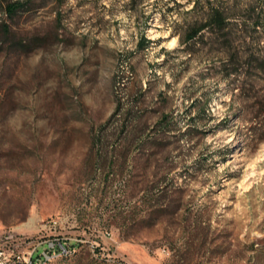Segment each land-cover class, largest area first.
<instances>
[{"label": "rangeland", "instance_id": "1", "mask_svg": "<svg viewBox=\"0 0 264 264\" xmlns=\"http://www.w3.org/2000/svg\"><path fill=\"white\" fill-rule=\"evenodd\" d=\"M223 1L249 24L193 43L205 0L0 5V231L74 248L48 264H264V0Z\"/></svg>", "mask_w": 264, "mask_h": 264}, {"label": "trees", "instance_id": "2", "mask_svg": "<svg viewBox=\"0 0 264 264\" xmlns=\"http://www.w3.org/2000/svg\"><path fill=\"white\" fill-rule=\"evenodd\" d=\"M30 0H0L1 10L9 18L15 17L19 12L26 9L27 4ZM136 4H147L148 0H131ZM194 1V8L198 5V0ZM206 8L202 16L195 18V20L189 24L184 31V40L187 43H193L196 41L198 35L202 34L204 29L209 30H226L229 25L234 26L238 30H243L244 27L249 24V20L253 16L249 15L250 12L255 11V9L246 4L244 6H239L237 2L233 3L230 6L224 4L223 0H205ZM150 16L146 15L143 17V27L144 29L149 25ZM251 27L257 31L259 28L264 30V23L261 22L260 18L250 22ZM145 44L149 43L151 40L147 38L146 35H143Z\"/></svg>", "mask_w": 264, "mask_h": 264}, {"label": "built area", "instance_id": "3", "mask_svg": "<svg viewBox=\"0 0 264 264\" xmlns=\"http://www.w3.org/2000/svg\"><path fill=\"white\" fill-rule=\"evenodd\" d=\"M55 224V221L47 222ZM58 236L29 237L10 231H0V264H37L48 257L73 252Z\"/></svg>", "mask_w": 264, "mask_h": 264}, {"label": "bare ground", "instance_id": "4", "mask_svg": "<svg viewBox=\"0 0 264 264\" xmlns=\"http://www.w3.org/2000/svg\"><path fill=\"white\" fill-rule=\"evenodd\" d=\"M71 252H66L65 254H57V255H53L48 257V260L46 262H39L37 264H48L49 262L53 261L54 259L69 255Z\"/></svg>", "mask_w": 264, "mask_h": 264}]
</instances>
